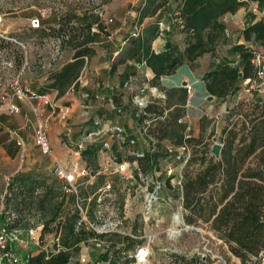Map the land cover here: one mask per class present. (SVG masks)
Returning <instances> with one entry per match:
<instances>
[{"label": "trees", "instance_id": "trees-1", "mask_svg": "<svg viewBox=\"0 0 264 264\" xmlns=\"http://www.w3.org/2000/svg\"><path fill=\"white\" fill-rule=\"evenodd\" d=\"M113 1L105 0L103 5ZM249 3L256 4L258 11L264 13V0H182L177 6L180 13L177 31L183 35L184 47L169 37L166 50L156 55L153 43L157 40L159 22L169 0H142L136 8L138 15L134 25L141 28L147 19L155 18V21L142 29V43L135 47V55L142 51L143 60L153 71L152 80L156 83L162 77L175 74L183 64H193L206 54H214L226 38L222 20L235 15ZM98 10L96 7L65 5L57 27L50 29L49 34L45 27L30 29L37 40L53 36L61 41L62 49L73 52V62L66 64L50 85V89L58 91L59 95L76 82L85 65V57L95 55L97 33L93 30L108 35L103 19L96 13ZM242 34L246 43L264 46V15L260 18L251 15ZM131 36V39L136 38L133 33ZM10 49L11 43L0 37V53H9ZM233 51L239 56L235 66L220 64L203 78L208 94L218 101L226 102L241 91L246 80L256 77L250 46L236 44ZM12 53L17 69H21L25 62L24 50L15 46ZM166 96L165 108L149 105L145 112L152 116L140 115L141 121L157 119L156 127H150L149 134H156L159 142L172 141L176 148L188 143H203L202 135L215 121L203 117L200 137L187 139L188 125L179 120L186 115L188 91L174 89L166 92ZM173 105L176 107L165 116V110ZM226 114L218 140L222 145L220 157L216 159L210 154L206 144L203 150L194 149V157L184 168L181 187L184 220L188 225H210L230 252L242 264H249L264 255V100L242 101L229 108ZM213 135H209V139ZM92 150L90 147L83 151V157L93 154ZM166 156L161 151L149 152L137 161L147 172L154 167L157 169L158 162ZM196 164L199 167L192 172L190 168ZM62 187L57 177L44 170L20 171L10 178L2 212L7 228L27 233L41 228V237L51 233L58 240L56 252L30 257L29 264H70L79 250L73 243L83 234L82 226L78 227L81 215L78 209L66 208ZM183 262V258H175L171 264ZM132 263L133 259L126 262Z\"/></svg>", "mask_w": 264, "mask_h": 264}, {"label": "rangeland", "instance_id": "rangeland-1", "mask_svg": "<svg viewBox=\"0 0 264 264\" xmlns=\"http://www.w3.org/2000/svg\"><path fill=\"white\" fill-rule=\"evenodd\" d=\"M104 1L0 0V37L11 43L10 54L8 52L0 53V119H4L3 122L5 124H7V121L8 124L9 121L12 124L13 120L17 118L15 114H22L20 112L21 107L16 103L17 101H23L25 106L26 104L31 106L40 103L18 95L17 91L21 88L24 92L25 89H29L40 95L41 89L46 86L41 76L50 77L56 71L58 66L56 60L62 52L64 57H69L71 53L69 49H62L59 39L53 36H45L39 41L37 40L38 37L30 29L45 27L49 34L50 29L57 27L59 14L65 11V5L99 8V11L103 13L99 15L106 27L104 10L107 5H103ZM114 1L126 4L125 9L128 11L132 9L131 0ZM136 1L135 5L137 6L142 0ZM170 2H172V7L174 6L177 9V0H171ZM250 4L246 6L249 8ZM256 12L259 11L257 5L254 4L250 8L249 13L253 15ZM96 13L98 12L96 11ZM249 13L248 15H250ZM34 19L40 20L39 26L34 27L32 25L31 22ZM123 23H126V27L130 26L129 31L133 30L130 20L126 19ZM227 24L229 27L230 22H227ZM230 31L235 40L238 41L241 36V30L238 28L231 30L230 28ZM96 33L97 35L102 34L100 32ZM102 35L104 37L111 36L110 34ZM129 36L130 34L128 33L127 37ZM171 36L172 34L167 39ZM233 37L231 38L232 40ZM15 46L24 50L25 62L21 69H17L14 54L12 53L15 51ZM216 55L219 58V55H221L224 59L230 60L235 64L239 62V56L234 53L233 48L229 49L227 46L222 47L220 53L212 54L211 56L215 57ZM19 73H21V78L19 83L15 84V79ZM11 84L14 86L11 87ZM253 95L256 94L253 93ZM258 100H262V98L258 97ZM84 102L81 103L84 107H79L73 116L71 113L70 119L67 121L69 128L78 130L76 135L72 129L69 135L65 132V128L58 121L56 114L52 117L37 114L32 123L27 122L29 125L34 124L36 127L38 120L48 118L50 130L51 120L55 119L62 128L60 135L62 143L72 149V151H68L65 164L75 173V184L78 193L77 196L64 194L65 204L66 208L70 210L77 209L79 205L83 211L80 215L87 220H84L82 227L78 225V227L82 228L83 234L79 235L73 243V246L79 250L74 253L70 264H126L132 259L131 256L137 246L148 244L151 248V257L147 264H171L175 258H183V264H242V261L230 252L228 246L219 245L213 240V236L218 237L214 234L210 225L202 223L187 224L189 227L186 228L182 223L177 222L178 212L182 213L184 218L182 190L176 185L177 178L184 176V168L188 160L194 157V149L203 150L207 144L210 154H212L213 146L220 144L218 140L227 115L224 111L225 101H218L213 104L216 111L212 112L214 113L212 114V120L215 123L212 122L206 128L201 137L203 138V143L198 145L193 143L194 148L193 145L188 143L186 144L187 150L184 152L180 150V147H177L176 154H174L175 152L171 153L170 149H176L172 141L164 140L159 142L158 136L154 133L149 134L148 129L146 131V151L148 152L150 149L151 153L161 151L167 156L158 162L157 169L154 167V169H149L145 172L137 161V166H132V172L128 171L126 174H121L118 169L122 163H130L132 165L135 162V157L130 155L132 145L112 137L110 132L93 137L91 142L86 144L85 149L80 150L78 148V143L89 133L86 129L89 128L88 130H91L94 127L95 119L100 117L97 116L92 119L94 117L91 115H83L84 111H88L86 108L89 106L87 100ZM11 105L16 106L19 112L11 114ZM62 105L71 106L70 103H63ZM219 109L224 112L222 111V116L216 119L215 113ZM35 112L37 113V108ZM26 119L24 118L25 121ZM35 127L32 133V144L36 151L32 153L24 152L23 147L17 145L18 150L20 149V164L22 167L24 166L23 169L30 167V170H44L53 175L52 170H46L39 164L32 165L38 152H41L34 143ZM84 130L86 132H83ZM191 133L192 131H186L189 136H192L190 135ZM211 134L214 135L209 139L208 136ZM70 135H72V138ZM73 135H75V138ZM199 137L200 135L195 138ZM105 143L109 144L110 149L105 147ZM90 147L93 148V154H89L87 158H84L82 152ZM177 156H181V158L178 159ZM27 158L30 159V162H28ZM198 165L192 166L190 168L191 171H197ZM83 169L87 171L86 174L82 172ZM170 171L171 174L169 175L168 172ZM130 174L132 176L131 179H129ZM9 181L10 179L3 181L2 184L0 183L1 213L4 209L3 201L6 194H4V191L5 189L7 191ZM158 183H160V186ZM154 192H156L157 200L153 199L152 209L149 211L147 209L148 198L150 199L148 194ZM175 229L178 234L172 236ZM23 233L24 231H22ZM22 234L21 243L17 245H21L23 242ZM28 235V241L31 244L27 247L25 256L17 255L18 257L24 259L28 255L35 257L41 253L50 255L56 252L55 244L58 243V240H56L54 234L48 233L41 237V228H38L29 231ZM99 243L102 244V247L97 246ZM17 245L14 246V249ZM208 250L211 252L209 253ZM215 255H219L221 259L214 258Z\"/></svg>", "mask_w": 264, "mask_h": 264}, {"label": "crops", "instance_id": "crops-1", "mask_svg": "<svg viewBox=\"0 0 264 264\" xmlns=\"http://www.w3.org/2000/svg\"><path fill=\"white\" fill-rule=\"evenodd\" d=\"M136 0H131L132 9L130 11L126 10V4L121 2L113 1L106 6L104 10V22L106 25V31L111 36L104 37L102 34H98L96 38L95 55L88 60H85V65L72 86L68 87L63 94L59 95V92L56 90L50 89L52 84L53 77L68 63L73 62V52L70 53L69 57H64V53L57 58L56 71L51 74V76H44L42 81H44L45 87L41 89L40 95L46 96L48 100L52 102H57L58 104L70 103V110L72 116L77 112L79 107H84L81 103L87 99L89 106L84 111L83 115H91L92 119H95L97 116H100L102 120H105L103 123V131L111 130L116 127H121L125 129L128 139H134L136 145L133 147L134 150L138 152H147L146 148V131L151 127L155 128L157 125V119L148 120L145 119L141 121L140 115L142 108L139 107L134 101V95L129 91L127 85H132L136 91L142 87H147L148 91L143 97V102L149 105H158L160 107H166V99L162 100L160 94H165L166 92L174 89H184L182 86L184 83L192 86V91L188 93V100L185 106L186 115L182 118V123L188 125L187 130L192 131L190 135L193 137H198L200 135V121L203 117L208 119L212 118V113L215 110V106L218 100L213 97V100L210 101L211 95L208 94L206 90V85L203 80L204 75L209 71L216 69L220 64H231L236 65L230 60L224 59L217 55L211 56L210 54L204 55L198 61L193 64H183L180 66L175 74L171 76L162 77L159 81L154 83V81L146 77V73H153L149 67H143L139 69V65L143 63L142 51L136 53L135 47L139 46L142 43V29L145 25L150 22L155 21V18L147 19L141 28H138L134 25V21L137 17L136 8L139 7L141 3L137 6L135 5ZM171 0H169L170 2ZM137 2V1H136ZM182 0H177V6L181 4ZM125 3V2H124ZM172 3V2H171ZM249 8L247 6L241 8L235 15H228L222 21L225 24V28L228 31V35L224 41L218 46L216 52L217 54L221 52V48L226 47L231 49L236 44H246L247 46L252 45L253 43H246L244 41L242 32L245 28V25L248 20H250L251 14L250 8L254 4H250ZM112 10H114L112 12ZM165 12V9H164ZM248 13L250 15H248ZM257 13V14H256ZM253 15H256L258 18L262 17L261 12H256ZM259 13V14H258ZM130 20V24L133 30L129 31L130 26H123L125 20ZM227 22H230L228 27ZM239 29L241 30L240 39L237 41L235 37L232 36L230 31ZM138 32V37L131 39L132 33ZM128 33L130 34L127 37ZM233 37V40L231 39ZM171 40L177 42L181 48L183 45V35L178 33L177 29L174 30L171 36ZM162 41L158 40L155 42V46H161ZM210 56V57H207ZM236 58V57H235ZM113 68H115L113 70ZM154 74V73H153ZM82 77V83H77L79 78ZM109 87H113L114 90H110ZM153 89L157 91L153 92ZM255 92H247L245 87L235 96L229 97L224 105V111L227 113V110L236 104L245 101L252 102L258 100V97H261L264 100V97L256 94ZM167 98V96H166ZM20 107L22 114H15L13 123L11 124L7 121L5 124L4 119H0V183L3 181H8L16 173L22 170H30L31 168H24L19 161V151L17 148L16 142L21 140L24 143L23 151L24 152H34V146L32 144V133L35 127L34 124L29 125L27 122H31L34 118L37 117V114L43 116H50L51 108L50 106H45L42 104L27 105L23 104V101L16 102ZM85 103V102H84ZM112 105H115L118 109L121 110V114H118L113 110ZM176 105H173L169 110H165L164 115L172 111ZM37 108V113L35 112ZM222 109H219L216 115V119H219V116H222ZM152 115L149 114L148 117ZM27 118L26 121L24 118ZM29 118V119H28ZM161 120H164L162 118ZM153 122H155L153 124ZM72 129V128H71ZM86 129V128H85ZM89 129V128H88ZM86 129V131H88ZM100 130L97 128H92V130ZM73 133L76 135L78 130L76 128L72 129ZM85 130L83 132H86ZM62 132L61 125L55 119L51 120L50 123V141L52 147L55 151L57 158L60 161L65 163L67 159L68 151H72L67 145L63 144L60 138ZM75 135L73 137L75 138ZM72 138V135H70ZM187 135L186 137H188ZM191 137V136H190ZM151 150V149H150ZM148 151L152 152V151ZM171 153L177 152V148L169 150ZM176 152L174 154H176ZM145 153V154H147ZM37 154V153H36ZM30 162V159H28ZM39 164L44 167L46 170H52L53 163L51 159L43 155L41 152H38V155L33 160L32 165ZM6 193V189L4 194ZM2 213L0 212V225H3ZM28 233L24 232L22 234V244L15 247V253L19 256H25L27 252V247L30 246ZM134 252V251H133ZM27 255V254H26Z\"/></svg>", "mask_w": 264, "mask_h": 264}, {"label": "built area", "instance_id": "built-area-1", "mask_svg": "<svg viewBox=\"0 0 264 264\" xmlns=\"http://www.w3.org/2000/svg\"><path fill=\"white\" fill-rule=\"evenodd\" d=\"M98 14L102 15L101 11H97ZM264 15V13H262ZM44 16V15H43ZM179 17L180 13L179 11L172 7V3L169 2L168 6L165 8V12L162 13L159 26H158V31H157V40H161L163 43L161 46H155V42L153 43V51L156 55L163 53L166 50V43H167V37L171 35L175 29L178 28L179 24ZM32 25L34 27L40 25V20L39 19H34L32 22ZM126 23L123 24L125 26ZM94 32H97L96 29L93 30ZM226 36L228 35V31L226 30ZM133 36L138 37V32L133 33ZM253 44L250 45V52L252 56V64L255 68L256 71V77L252 79H248L244 82V87L247 90V92H255L256 94L264 97V46H259L256 43L252 42ZM96 44V43H95ZM85 60H88L87 57H85ZM143 67H146V62L143 61L142 64L139 65V69ZM146 77L149 78L150 80L154 78V74L151 73H146ZM21 78V73H19L15 79V84L19 83V80ZM77 83H82V77L79 78ZM14 86L11 84V87ZM129 91L134 95L133 101L142 108L141 114L144 116H148V114L145 112V109L147 108V104L143 102V97L147 93L148 89L147 87H142L141 89L137 90L132 86V85H127ZM110 90H114L113 87H109ZM184 89L190 93L192 91V86L189 84H186L184 86ZM156 92L157 89H153V92ZM18 95L25 96L27 99H30L32 101H39L45 106H50L51 108V113L49 117L54 116L55 114L57 115L58 121L64 126L65 132L69 135L71 134V128L67 126V121L70 119V114L71 110L70 107L67 105H62L58 104L57 102H52L47 99L46 96L38 95L37 93L30 91L29 89H25V92L23 89H19L17 91ZM160 97L162 100L166 99L165 94H160ZM87 100V99H86ZM112 108L114 111H116L118 114H121V110L118 109L115 105H112ZM19 112V109L11 105L10 107V113L15 114ZM105 120H102L101 118L95 119L94 121V128H99L100 130H88V134L85 135L82 140L78 143V148L80 150L85 149L86 144L88 142H91L92 138L95 136H98L102 133H107L110 132L112 137H116L119 140H122L124 143L128 142L132 145V150L130 152V155L135 157V162L130 165V163H122L119 165L118 172L121 174H126L128 171L132 172V166H137L136 162L139 158H143L145 156L144 152H138L133 149V147L136 145V141L134 139H128V136L126 134L125 129L121 127H116L114 129H109L106 131H103V123ZM182 119L179 120V123H182ZM49 119L45 120H38L35 130H34V143L35 145L39 148L41 153L45 156H47L49 159H51L53 163L52 167V173L55 177H57L61 182H62V189L64 194L66 195H74L77 196V186L75 184V173L70 170L67 165L63 162L60 161L56 154L55 151L51 145L50 141V135H49ZM190 138V136L187 137V139ZM17 145L19 147H23L24 143L23 141L19 140L17 141ZM105 147L110 149L109 144L105 143ZM181 151H186L187 146L186 144L182 147H180ZM178 159L181 158V156H177ZM154 169V168H153ZM156 169V168H155ZM84 174L87 173L85 169L82 170ZM130 172V173H131ZM168 174H171V171L168 172ZM132 176L130 174L129 179H131ZM182 176L177 178L176 185L179 186L181 189L182 187ZM160 186V183H158ZM155 193L148 194V197L156 198ZM157 200V198H156ZM149 205L150 208H149ZM77 209L79 210L80 214L83 213L81 207L78 205ZM149 211L152 209V203L150 204V200H148V208ZM87 220L85 217L83 218L81 216V220L78 223L79 226H81L85 221ZM86 223H88L86 221ZM21 230L17 229H9L7 228L6 224L0 225V264H29V259L30 256L28 255L26 258L22 259L17 256V254L14 252V246L21 243ZM213 240L219 244L223 245V242L219 240L218 238L213 236ZM209 243V242H208ZM98 247H102V244L99 243L97 245ZM210 253L211 251L208 250ZM151 257V248L150 245H139L136 247V249L133 252V255L131 258L133 259L132 264H147L149 259ZM214 258L221 259L219 255H215ZM249 264H264V255H261L260 258H254L253 263Z\"/></svg>", "mask_w": 264, "mask_h": 264}, {"label": "water", "instance_id": "water-1", "mask_svg": "<svg viewBox=\"0 0 264 264\" xmlns=\"http://www.w3.org/2000/svg\"><path fill=\"white\" fill-rule=\"evenodd\" d=\"M183 87L186 86V83H184L182 85ZM210 101L213 100V97H210L209 99ZM221 151H222V145L221 144H215L213 146V149H212V154L216 157V158H219L220 157V154H221ZM180 218L182 219V224L183 226H185L186 228H188L189 226L186 224V222L184 221V218H183V215L182 213L178 212Z\"/></svg>", "mask_w": 264, "mask_h": 264}, {"label": "bare ground", "instance_id": "bare-ground-1", "mask_svg": "<svg viewBox=\"0 0 264 264\" xmlns=\"http://www.w3.org/2000/svg\"><path fill=\"white\" fill-rule=\"evenodd\" d=\"M153 199H156V198H155V197L152 198L151 196H150V199L148 198V200H150V204L153 202ZM150 206H151V205H149V208H150ZM177 222L182 223V219L180 218L179 214H177ZM182 225H183V224H182ZM184 227H185V226H184ZM177 234H178L177 230H176V229L173 230L172 236H176Z\"/></svg>", "mask_w": 264, "mask_h": 264}]
</instances>
